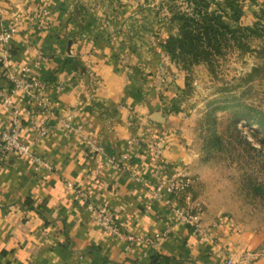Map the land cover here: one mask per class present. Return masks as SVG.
Here are the masks:
<instances>
[{
    "label": "crops",
    "instance_id": "0c3cea01",
    "mask_svg": "<svg viewBox=\"0 0 264 264\" xmlns=\"http://www.w3.org/2000/svg\"><path fill=\"white\" fill-rule=\"evenodd\" d=\"M79 1L0 0L4 26L13 13L21 15L22 26L11 39L13 62L33 61L41 48L46 55L31 74L50 85L53 110L37 118L49 131L31 146L52 169H34L14 154L0 164V264H226L228 252L264 246L261 231L215 212L203 217L215 237L209 242L177 222L152 196L156 181L152 170L159 167L168 173L185 165L184 145L172 130L161 137V123L152 120L162 93L153 76L145 79L134 68L143 57L128 52L116 66L110 46L99 39L90 43L78 39L74 26L83 24V18L72 10L83 7ZM42 5L47 7L44 25L32 30L31 11ZM66 35L73 39L72 56L88 58L90 68L87 60L85 69L64 63L69 57L68 41L62 43ZM96 73L99 83L93 79ZM17 101L21 137L32 142L29 100L17 96ZM8 116V108L0 103V128L6 127ZM64 124L78 129L71 131ZM128 139L138 146L129 171L122 172L109 165L106 156L126 150ZM154 139L156 149L150 143ZM68 182L86 189L92 201L110 207L122 231L138 240L110 237ZM254 264H264V257Z\"/></svg>",
    "mask_w": 264,
    "mask_h": 264
},
{
    "label": "rangeland",
    "instance_id": "374dc122",
    "mask_svg": "<svg viewBox=\"0 0 264 264\" xmlns=\"http://www.w3.org/2000/svg\"><path fill=\"white\" fill-rule=\"evenodd\" d=\"M81 1L78 4L83 7L72 10L83 18V24L74 26L78 39L87 43L99 39L110 46L116 66L128 52L142 56L134 68L145 79L153 76L159 82L162 94L154 111L163 119L159 122L161 137L174 131L186 152V164L173 170L190 181L179 202L200 208L203 217L208 212L222 213L264 234V129L260 127L264 124V33L254 24L258 20L264 24V18L258 17L264 0H238L244 14L230 23L234 28L241 25L235 32L240 42L230 37L220 53L198 62L190 61L189 56L187 61L172 58L161 44L169 34L178 32L179 22L171 20L170 7L193 14L186 0ZM214 9L221 8L211 4L209 10ZM46 14L43 5L32 10L30 28H41ZM18 16L13 13L8 25L21 28ZM245 25L254 33L242 29ZM63 40L64 45L68 41L70 67H84L86 60L91 66L88 58L83 61L70 53L72 36ZM40 51L41 58H46L42 48ZM93 79L101 81L97 73ZM68 118L72 120L70 115ZM157 141L150 143L158 147Z\"/></svg>",
    "mask_w": 264,
    "mask_h": 264
},
{
    "label": "built area",
    "instance_id": "2783aa9c",
    "mask_svg": "<svg viewBox=\"0 0 264 264\" xmlns=\"http://www.w3.org/2000/svg\"><path fill=\"white\" fill-rule=\"evenodd\" d=\"M2 12L0 9V14ZM16 32L15 26H4L3 17L0 16V103L8 108L9 115L6 127L0 128V164L7 155L14 154L17 159H27L34 169L44 168L49 171L52 169L51 164L31 148L33 142L40 140L49 131L45 121H37V118L41 114L53 113L52 102L47 96V82L31 74V71L40 65L42 53L38 52L33 61L15 64L12 60L11 39ZM17 96H24L29 100L27 112L31 119L28 122L35 132L32 142H26L21 137L23 124ZM155 144L152 147L155 148ZM126 146L123 152L106 156V162L122 172L129 171V164L138 146L137 141L128 139ZM94 149L101 150L98 147ZM152 175L156 179L151 188L152 196L166 206L177 222L189 226L199 237L214 242L215 237L203 223L201 209L179 202L180 196L189 187V179L178 171L164 173L159 167L152 170ZM132 176L139 179L135 173H132ZM68 185L73 187L77 199L83 202L92 220L110 237L138 240L137 237L122 231L117 216L110 207L92 201L83 187L70 182ZM262 257L264 246L244 248L239 253L228 252L226 264H254Z\"/></svg>",
    "mask_w": 264,
    "mask_h": 264
},
{
    "label": "trees",
    "instance_id": "16d2710c",
    "mask_svg": "<svg viewBox=\"0 0 264 264\" xmlns=\"http://www.w3.org/2000/svg\"><path fill=\"white\" fill-rule=\"evenodd\" d=\"M191 4L193 14H188L187 11H180L174 5L170 7L172 11L171 20H178L177 34H169L161 43L164 50L172 57H182L184 60L187 56L190 61L198 62L203 58L210 57L212 53H220L221 48L228 44L230 37H235V32L239 31L241 25L234 28L230 20L237 21L243 16L244 11L238 0H186ZM258 15L259 19L264 18V1ZM217 4L221 9L210 11V5ZM226 16H224V14ZM260 27L261 33H264V24L261 25V20L254 23ZM257 27V26H256ZM248 30L251 34L254 31L249 25L242 27ZM256 34L258 32L256 31ZM64 63L71 64L72 59L67 58ZM260 127L264 129V124L260 123Z\"/></svg>",
    "mask_w": 264,
    "mask_h": 264
},
{
    "label": "water",
    "instance_id": "95a60500",
    "mask_svg": "<svg viewBox=\"0 0 264 264\" xmlns=\"http://www.w3.org/2000/svg\"><path fill=\"white\" fill-rule=\"evenodd\" d=\"M152 120L156 121V122H162L163 121L161 115L157 112L153 113Z\"/></svg>",
    "mask_w": 264,
    "mask_h": 264
}]
</instances>
